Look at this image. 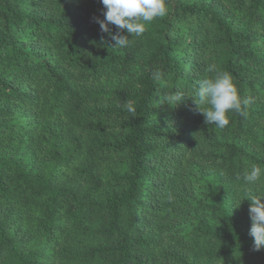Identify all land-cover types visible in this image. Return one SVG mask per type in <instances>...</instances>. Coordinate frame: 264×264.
Wrapping results in <instances>:
<instances>
[{"label":"trees","instance_id":"16d2710c","mask_svg":"<svg viewBox=\"0 0 264 264\" xmlns=\"http://www.w3.org/2000/svg\"><path fill=\"white\" fill-rule=\"evenodd\" d=\"M167 6L115 48L101 0H0V264H264V0ZM217 73L247 101L224 128L194 100Z\"/></svg>","mask_w":264,"mask_h":264},{"label":"clouds","instance_id":"9594fccd","mask_svg":"<svg viewBox=\"0 0 264 264\" xmlns=\"http://www.w3.org/2000/svg\"><path fill=\"white\" fill-rule=\"evenodd\" d=\"M106 11L104 19H97L103 33H108L115 43V48H126L130 45L131 38L140 37L146 31V24L157 17L167 15V0H101ZM109 25H115L119 31L112 33ZM126 30L128 35H122ZM130 37V38H129ZM162 73H154V78L159 79ZM194 99L198 111L205 117V123L224 128L229 124L228 113L236 111L243 113L242 103L238 89L231 76L227 73H217L215 78L202 79L195 90ZM182 96H179L181 100ZM207 105V108H202ZM129 111H133L129 106ZM264 170L252 166L243 174L245 184L254 186L256 195L249 194L251 205L249 216L252 221L250 235L254 237L253 250L259 251L264 247V195L260 194L264 188ZM239 178V177H238ZM241 202L238 204L239 207Z\"/></svg>","mask_w":264,"mask_h":264}]
</instances>
